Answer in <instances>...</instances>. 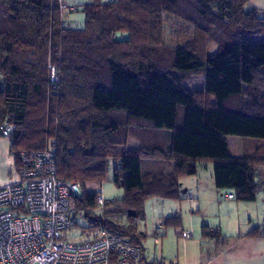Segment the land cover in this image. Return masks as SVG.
<instances>
[{"label": "trees", "instance_id": "trees-1", "mask_svg": "<svg viewBox=\"0 0 264 264\" xmlns=\"http://www.w3.org/2000/svg\"><path fill=\"white\" fill-rule=\"evenodd\" d=\"M248 5L95 0L73 10L84 25L72 29L66 21L72 10L63 13L59 0H0V127H14L10 148L53 150L58 177L80 185L75 205L91 229L119 235L142 252L137 221L146 202L182 201L180 179L196 176L201 164L212 165L218 192L256 202L255 170L264 168V16ZM165 17L192 27V39L167 45ZM198 76L204 89L191 91L186 83ZM228 137L259 144L237 160ZM131 141L139 147L130 149ZM111 164L124 195L97 216V193L88 187L102 184ZM163 227L182 228V219L166 218ZM209 231L203 232L218 241ZM263 237L264 226L244 238Z\"/></svg>", "mask_w": 264, "mask_h": 264}, {"label": "built area", "instance_id": "built-area-1", "mask_svg": "<svg viewBox=\"0 0 264 264\" xmlns=\"http://www.w3.org/2000/svg\"><path fill=\"white\" fill-rule=\"evenodd\" d=\"M116 1V0H105ZM64 13L67 7L59 0ZM65 26V24H64ZM51 81L57 82L55 68ZM14 127L4 124L0 136L12 143ZM16 180L0 188V264H145L139 246L119 235L100 230L87 243L71 244L63 237L76 226V199L80 185L58 177L56 153L53 150L15 152ZM233 200V195L227 196ZM193 201V198H190ZM108 202L97 192V210ZM162 226H156L159 244ZM188 241L192 232L183 233Z\"/></svg>", "mask_w": 264, "mask_h": 264}, {"label": "rangeland", "instance_id": "rangeland-1", "mask_svg": "<svg viewBox=\"0 0 264 264\" xmlns=\"http://www.w3.org/2000/svg\"><path fill=\"white\" fill-rule=\"evenodd\" d=\"M68 10H72L71 13L66 15V21L69 26L82 28L84 25V15L80 12H74V9H82V6L88 4V0H63ZM85 1V2H84ZM95 2V0H90ZM73 4H71V3ZM76 5V6H75ZM81 6V7H80ZM79 7V8H78ZM79 25V26H76ZM165 27V42L170 46L182 47L193 37V29L187 24L181 21L171 18H164ZM215 46H210V53H215ZM204 78L201 76L190 78L186 86L191 91H202L204 89ZM133 148L132 145L129 146ZM211 170V171H210ZM213 175V169L211 164L203 165L200 167V174L203 181V197L201 199L202 212H197L195 205H191L187 200L173 201L164 199H149L144 208V217L137 221L138 232L145 236L142 240V248L147 263H154L158 259L161 260L162 256H169L171 259L184 258L189 262L196 260L195 255L200 252L201 241L204 242L203 247L206 251L212 250V244H215V239L205 236L203 233L204 228L212 226L214 228L220 227L223 230L224 237H228L230 246L235 244V237L244 235L250 232L254 227L259 225L264 218V172L260 171L257 174L258 183L261 185V189L258 192L257 201L253 203L228 202L225 200L227 191L224 193H217L216 198L213 192L209 188V179ZM88 191L91 194H96L97 191H102L104 199L108 203L120 200L124 192L113 183V164L109 166L108 174L102 184H92L88 187ZM218 198V199H217ZM170 204H175L176 207H171ZM194 208V209H192ZM112 209V206L96 211L97 216H102L106 211ZM175 209L182 219V228H165L163 227V221L169 218L172 211ZM109 220L122 226L126 225L127 221L125 217H108ZM162 226L163 234L165 237H160L163 242L162 249L159 246H155L154 232L156 226ZM207 230V228H205ZM99 229H91L89 220L82 213L76 219V226L70 231L64 234V238L71 244L87 243L92 240V237L99 233ZM187 232L193 233V239L184 240L181 235ZM161 235V236H162ZM264 243L259 248V253L264 255ZM244 254H247L245 261L246 264H264L262 262H255V259H251L252 254L248 252L250 247H244ZM247 249V250H246ZM258 254V253H257ZM164 256V257H165ZM181 256V257H180ZM183 258V259H184ZM203 259L207 262V255L204 254ZM182 261V260H181Z\"/></svg>", "mask_w": 264, "mask_h": 264}, {"label": "crops", "instance_id": "crops-1", "mask_svg": "<svg viewBox=\"0 0 264 264\" xmlns=\"http://www.w3.org/2000/svg\"><path fill=\"white\" fill-rule=\"evenodd\" d=\"M87 2L88 4L82 6V8L93 4V1L88 0ZM248 9L259 10L264 16V0H249ZM76 26H79V25L76 24ZM70 28L78 29L79 27L76 28V27L70 26ZM0 86H1V80H0ZM227 143H228V151H229L230 156L237 160L242 159L246 152L252 153L256 149L257 145L259 144L255 140H242L237 137H228ZM130 145L133 146L132 149H136L139 147V144L136 141H131ZM203 165H207V164H201L199 166L198 173L196 176L181 178L179 181L180 195H181L182 200H187L191 205H195L194 207L197 208V212H202L201 199L203 197V186H204L203 180L204 179L202 178L200 174V167ZM15 171H16V163L14 159L10 156V145L7 140H5L4 138L0 136V188L16 180ZM260 171L264 172V168H257L255 170V179L261 189V185L260 183H258V179H257V174ZM209 188H210V191L213 192V195L215 196V198H216L217 193L226 192V191H222V192L217 191L215 187L214 176L212 175V172H211V176L209 179ZM227 192L228 193L226 194V196L230 194L229 191ZM191 197L193 198V202L190 201ZM156 199H160V198H156ZM225 200L228 202L234 201V200H228L227 197H225ZM170 206L176 207L175 204H170ZM176 214L177 213H175V209H174L169 216L172 217ZM219 226L220 227L218 228H214L212 226L205 227L207 228V230H205V232L207 231L206 233L210 232L209 228L215 229L217 232L214 234H216L219 237V240L217 241L215 239V244H212L213 248L212 250H209V251H206V249H204L203 247L204 242L201 241V244H200L201 247L199 248L200 252H198L195 255L196 260L189 262L188 259L184 258L185 254H183L184 259L180 256L182 261L179 258H176L173 260L169 256L164 255L165 257L162 256L161 260L158 259L156 262L152 264H246L248 262L245 261V258H247V254H244L243 252L245 251L244 247L251 248V250H248V252H250L252 256H248V257H252L251 258L252 260L255 259L256 260L255 262L258 261L259 263L260 262L264 263V255H261L259 253V248L261 247L262 243H264V237L259 238V239L244 238L254 228L263 227L264 218L262 222L259 223V225H257L256 227H254L250 232L244 235H239V237H235L234 239H232L233 241H235V244H233L232 246H230L229 238L224 237L221 225ZM182 233H184V231ZM162 234L163 232L159 234V236L165 237V234L164 235ZM154 243H155V246L160 245L162 249L163 242L160 240L159 244L156 243V233L155 232H154ZM204 254L207 255V262L203 259ZM143 259H144L145 264H150L146 262L144 252H143Z\"/></svg>", "mask_w": 264, "mask_h": 264}]
</instances>
